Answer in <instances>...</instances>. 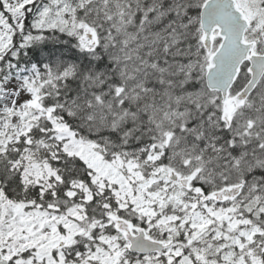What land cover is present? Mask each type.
<instances>
[{"label":"snow or ice","instance_id":"6c2138e0","mask_svg":"<svg viewBox=\"0 0 264 264\" xmlns=\"http://www.w3.org/2000/svg\"><path fill=\"white\" fill-rule=\"evenodd\" d=\"M0 264H264V0H0Z\"/></svg>","mask_w":264,"mask_h":264},{"label":"trees","instance_id":"16d2710c","mask_svg":"<svg viewBox=\"0 0 264 264\" xmlns=\"http://www.w3.org/2000/svg\"><path fill=\"white\" fill-rule=\"evenodd\" d=\"M69 55H71V53H68Z\"/></svg>","mask_w":264,"mask_h":264}]
</instances>
